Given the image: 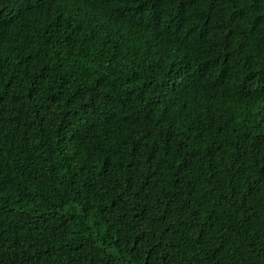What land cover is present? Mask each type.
I'll use <instances>...</instances> for the list:
<instances>
[{
  "label": "trees",
  "instance_id": "1",
  "mask_svg": "<svg viewBox=\"0 0 264 264\" xmlns=\"http://www.w3.org/2000/svg\"><path fill=\"white\" fill-rule=\"evenodd\" d=\"M0 264H264V0H0Z\"/></svg>",
  "mask_w": 264,
  "mask_h": 264
}]
</instances>
